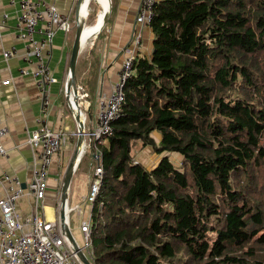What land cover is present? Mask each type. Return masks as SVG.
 <instances>
[{"label": "trees", "instance_id": "16d2710c", "mask_svg": "<svg viewBox=\"0 0 264 264\" xmlns=\"http://www.w3.org/2000/svg\"><path fill=\"white\" fill-rule=\"evenodd\" d=\"M150 27L152 53L134 58L99 145L91 261L264 264V0H159ZM76 81L94 100L78 65ZM87 160L94 177L90 150L78 170Z\"/></svg>", "mask_w": 264, "mask_h": 264}, {"label": "crops", "instance_id": "0c3cea01", "mask_svg": "<svg viewBox=\"0 0 264 264\" xmlns=\"http://www.w3.org/2000/svg\"><path fill=\"white\" fill-rule=\"evenodd\" d=\"M19 1L0 0V125L8 127V133L2 138L4 146L8 149V154L0 156V173L5 171L16 174L22 180L25 193L19 201L18 209L23 215H26L30 214L34 207V197L29 191L28 185L32 178L35 152L29 144L28 138L30 132L40 124L41 101L34 76L20 73L21 68L36 69L37 63L23 58L25 47L23 40L18 35L17 28ZM46 1L55 5L60 13L76 19L78 0ZM141 1L115 0L113 9L112 0V11L103 32L89 37L80 50L79 63L77 62L79 77L81 79L90 75L94 77V100L87 96L84 102L80 101L81 106H85L82 111L86 129L96 127L97 100L99 96L111 92L127 54L126 49H135V53L147 56L152 53L154 38L152 29L149 25H141L136 21ZM93 2L95 1L85 0L81 7L82 13L86 14ZM100 12L103 15V8L98 13ZM101 18L98 14L95 23L87 25L85 31H89ZM43 26L44 22L41 21L38 28H43ZM139 30L142 31V39L140 45L135 47L134 36ZM74 36L75 34L73 35L72 32L66 34L61 29L57 30L51 45L49 63L57 80L50 86L51 105L45 120L54 130H78L75 111L63 92L69 79ZM37 37L42 38L43 35L38 33ZM12 47H16L17 52L6 60L3 52ZM9 78H11L10 83L4 84L3 80ZM77 139L78 135L69 138L61 151L55 155L50 167L48 188L41 208L49 220L57 218L64 173L73 156ZM85 140V152L90 150L93 155L88 135ZM88 164L87 160L82 170H78V165L69 190V206L71 208L79 206L82 209L81 213H78L77 210L70 212L71 216L73 211H77L78 228L83 220L90 217L92 212L91 204L85 200L93 179L88 170ZM2 193L3 190L0 188V195ZM75 198L76 200H74ZM72 200L74 203H71Z\"/></svg>", "mask_w": 264, "mask_h": 264}, {"label": "built area", "instance_id": "2783aa9c", "mask_svg": "<svg viewBox=\"0 0 264 264\" xmlns=\"http://www.w3.org/2000/svg\"><path fill=\"white\" fill-rule=\"evenodd\" d=\"M159 0H142L136 21L141 25H149L154 15L155 6ZM43 21V28L38 24ZM75 27V20L70 16L60 13L55 5L46 0H20L18 15V35L24 42L25 51L23 58L27 61H35L37 68L20 69L21 74L34 76L41 101L40 124L33 129L28 142L35 152V163L32 178L28 185L29 191L34 197V207L30 214L23 215L19 209V201L25 193L22 180L16 174L9 172L0 173V264H85L74 251L71 242L62 230L59 217L49 220L41 211L42 202L48 188L49 170L55 155L62 149L76 131L54 130L46 122L51 105L50 86L56 82V77L49 63L51 45L57 30L69 34ZM41 33L42 38L37 34ZM142 31L139 30L134 36V45H140ZM135 49H126V56L120 67L119 78L114 83L109 94L99 96L97 100V124L90 136L95 142L93 146L95 158L94 177L90 191L85 200L93 206L97 193L100 189L103 165L99 145L104 143V137L112 130V122L120 115L121 106L125 98L124 86L127 79L133 73ZM16 47L6 49L3 52L7 60L16 54ZM11 78L3 80L9 84ZM67 97V85L63 90ZM82 97L88 93L81 86ZM72 101V99H71ZM1 109V103H0ZM8 133V127L0 125V156H7L8 149L4 146L2 138ZM83 154L85 148H83ZM72 210L82 212L81 207L76 206ZM70 223V218H69ZM92 212L88 219L80 225L84 238L83 251L91 260L94 253L92 239Z\"/></svg>", "mask_w": 264, "mask_h": 264}, {"label": "water", "instance_id": "95a60500", "mask_svg": "<svg viewBox=\"0 0 264 264\" xmlns=\"http://www.w3.org/2000/svg\"><path fill=\"white\" fill-rule=\"evenodd\" d=\"M82 2L83 0H78L76 6L75 36L71 50L70 71H69V79L67 82V94H66L70 106L75 111V118L78 121L79 136L77 139L73 156L64 173L61 198H60V203L58 205L57 216L59 217V220L61 222L62 230L68 237L69 241L71 242L74 251L77 253V255L81 258V260L85 264H93V262L88 258V256L83 251V247L79 245V242L76 239L69 223L70 212L72 211V208L69 206V190L74 173L83 156V150H84L83 148H84V140H85V131H84L85 117L83 115L82 106L80 104V98L82 97L80 93L81 86L78 85L76 81V69H77V62H78L80 50L84 45V43L86 42V40L92 35L100 33L104 28V26L106 25V23L108 22V19L112 11V0H110L109 10L106 9L104 10L102 29L100 31L99 30L95 31V33H92L91 36L88 37H84V28L86 26V19H82L79 16V11ZM72 97L74 98L73 104L71 101ZM90 146L93 148L92 141H90ZM93 153L95 155V152Z\"/></svg>", "mask_w": 264, "mask_h": 264}, {"label": "rangeland", "instance_id": "374dc122", "mask_svg": "<svg viewBox=\"0 0 264 264\" xmlns=\"http://www.w3.org/2000/svg\"><path fill=\"white\" fill-rule=\"evenodd\" d=\"M81 100L85 101L86 98H80ZM85 106H82V109H84ZM155 135L157 137V139L159 140L160 138V134L159 132H155ZM136 154H137V158L139 160H141L142 162H144L146 165L151 166L153 163H156L158 158H159V154L156 153L154 151V149L152 147H141V148H136ZM171 158L175 161H179L181 159V157L177 154H171ZM76 200V198L74 199ZM74 200L71 201V203H74ZM70 220H71V228L72 231L76 237V239L78 240L80 245H84V238H83V234L82 231L80 230V228H78V217H77V211H73L71 213L70 216ZM92 259V257H91Z\"/></svg>", "mask_w": 264, "mask_h": 264}, {"label": "bare ground", "instance_id": "6f19581e", "mask_svg": "<svg viewBox=\"0 0 264 264\" xmlns=\"http://www.w3.org/2000/svg\"><path fill=\"white\" fill-rule=\"evenodd\" d=\"M85 0H83V2H84ZM95 1V3L96 4H98L99 6H101V8H103V15H104V10L106 9V10H109V7H110V0H94ZM83 2H82V4H83ZM81 7H82V5H81ZM80 7V11H79V16H80V18H82V19H86V17L88 16V13H89V11H87V13L85 14V13H82V8ZM102 10V9H101ZM99 14V18H101V16H102V18L100 19V20H98L97 21V23L88 31H85V28H86V26H85V28H84V37H88V36H91V34L92 33H95V31H100L101 29H102V25H103V15H102V12H100V13H98ZM97 14V15H98ZM106 26V25H105ZM104 26V27H105ZM104 29V28H103ZM102 29V30H103ZM134 56L136 57V55H137V53H135V51H134ZM134 57V58H135ZM134 63V62H133ZM118 78H119V73H118ZM118 80V79H117ZM116 80V81H117ZM115 81V82H116ZM114 85V84H113ZM113 87V86H112ZM80 101H81V99H80ZM83 101V100H82ZM84 102V101H83ZM74 103V98L72 97V104ZM81 104V103H80ZM82 105V104H81ZM94 130V128H92V129H86V126H85V139H86V137H87V135L89 136V139H90V141H92V146H94L95 145V142L92 140V138H91V136H90V132H92ZM76 135H78L79 136V130H77V134ZM85 141L86 140H84V148H85ZM89 145H90V143H89ZM91 147V146H90ZM61 151V150H60ZM59 151V152H60ZM58 152V153H59Z\"/></svg>", "mask_w": 264, "mask_h": 264}]
</instances>
